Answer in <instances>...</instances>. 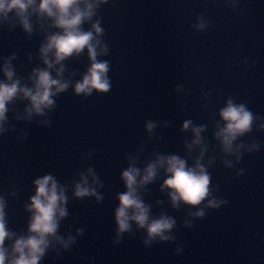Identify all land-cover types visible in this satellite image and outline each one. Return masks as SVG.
<instances>
[{
	"label": "water",
	"instance_id": "1",
	"mask_svg": "<svg viewBox=\"0 0 264 264\" xmlns=\"http://www.w3.org/2000/svg\"><path fill=\"white\" fill-rule=\"evenodd\" d=\"M97 18L109 47L100 57L111 65L108 93L77 95L70 86L45 116L31 119L25 118L27 100L9 105L7 130L0 135V195L8 203L9 229L27 234L31 213L24 205L35 194L33 181L52 174L67 187L69 215L59 234L76 241L67 250L56 244L42 264H264V129L254 125L240 138L260 148L238 162L215 136L229 98L259 115L257 125L264 123V0H109ZM201 21L203 29L196 27ZM51 31L56 29L37 25L29 36L19 24L0 25V64L15 53L17 75L31 86L32 69L45 67L39 49ZM63 63L74 84L89 66L87 49ZM149 120L156 124L151 132ZM186 120L206 125L201 136L208 146L204 162L214 157L208 167L213 195L228 202L207 208L203 218L191 215L203 204L173 208L169 190H161V169L141 196L154 217L176 219L175 239L145 246L146 232L132 222L133 231L114 244L117 194L126 191L121 173L129 158L140 168L157 154H178L193 164L200 149L187 147L194 134L183 130ZM89 167L103 185L97 187L99 202L73 194L74 182Z\"/></svg>",
	"mask_w": 264,
	"mask_h": 264
},
{
	"label": "clouds",
	"instance_id": "2",
	"mask_svg": "<svg viewBox=\"0 0 264 264\" xmlns=\"http://www.w3.org/2000/svg\"><path fill=\"white\" fill-rule=\"evenodd\" d=\"M109 0H0V25L9 22L15 28L17 24L31 36L39 25L40 30L47 28L56 31L47 32L40 45V57L45 67L33 68L28 79L29 84L23 83L22 78L12 61L16 54L4 59L0 64V135L7 130L9 105L15 100H27L25 108L26 119L33 115L45 116L47 111L56 106L55 97L74 88L77 95L90 96L94 90L108 93L112 87L109 76L110 62L100 59L109 51L108 44L102 39L105 29L101 19L97 18L98 9ZM47 22V23H46ZM86 22L90 28L85 29ZM203 29L206 24L201 21L196 25ZM87 49L90 61L82 78L72 83L66 79L65 60L81 55ZM59 66V67H57ZM75 75V73H72ZM220 117L224 121L218 128L215 136L219 140L222 151L226 155L235 156L240 161L245 152L257 151L259 143L245 144L240 140L246 134L252 133L254 125L264 129V123L256 124L261 120L246 104L236 103L229 98L224 107L220 109ZM19 118V117H18ZM156 124L149 120L146 128L151 132ZM184 131L191 128L194 139L187 144L189 151L199 147V155L193 164L178 154H157L156 158L146 163L143 168L137 167L135 160L130 159L129 166L121 173L126 191L117 194L119 206L115 209L116 239L114 244L119 245L125 233L133 231V223L137 228L143 229L146 236L143 240L145 246L153 243L174 240L172 234L177 221L174 217L161 214L154 217L151 205L145 203L141 190L147 191L146 185L158 177L161 169L165 173L161 190H169L168 195L173 208H179L183 202L197 207L192 212L193 217L203 218L207 208H219L228 201L218 199L213 195L212 174L208 167L213 163L214 157L207 164L204 162L208 146L201 136L206 125L194 126L191 120H186L182 126ZM240 141V142H238ZM228 167H232L231 160H225ZM245 169H240L237 175H243ZM91 178V179H90ZM35 194L24 207L31 213L29 217L27 234H17L8 227L7 207L4 196L0 195V264H42L44 257L55 245H62L65 250L75 243L76 237L67 238L59 234L60 221L69 215L67 203V187L61 185L52 174H46L33 181ZM102 187L99 176L89 167L87 172L80 173V179L74 182L73 194L76 197L95 196L99 202L103 195L97 191ZM15 195V193H12ZM191 227V221L185 222ZM83 234V229H77ZM10 242V243H9ZM182 248H177V253Z\"/></svg>",
	"mask_w": 264,
	"mask_h": 264
}]
</instances>
